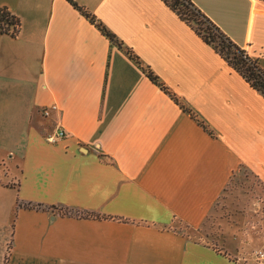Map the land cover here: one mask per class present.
I'll return each mask as SVG.
<instances>
[{"label": "crops", "instance_id": "0c3cea01", "mask_svg": "<svg viewBox=\"0 0 264 264\" xmlns=\"http://www.w3.org/2000/svg\"><path fill=\"white\" fill-rule=\"evenodd\" d=\"M76 1L180 104L68 0H0V264H264V224L196 239L240 168L264 185V96L163 0ZM191 1L264 69V1Z\"/></svg>", "mask_w": 264, "mask_h": 264}, {"label": "trees", "instance_id": "16d2710c", "mask_svg": "<svg viewBox=\"0 0 264 264\" xmlns=\"http://www.w3.org/2000/svg\"><path fill=\"white\" fill-rule=\"evenodd\" d=\"M70 4L86 17L100 32L119 48H125L129 57L142 69L144 74L154 84L169 94L175 102L180 104L178 98L160 81L159 77L148 66H144L139 57L86 7L80 5L76 0H68ZM179 18L188 24L195 33L227 62L228 66L238 72L252 88L264 96V69L257 59L252 58L247 51L234 43L213 21L200 10L191 0H163ZM264 1V0H262ZM21 31V21L7 7H0V34H7L17 38ZM198 123L207 131L209 129L200 120ZM87 217V215H83Z\"/></svg>", "mask_w": 264, "mask_h": 264}, {"label": "rangeland", "instance_id": "374dc122", "mask_svg": "<svg viewBox=\"0 0 264 264\" xmlns=\"http://www.w3.org/2000/svg\"><path fill=\"white\" fill-rule=\"evenodd\" d=\"M263 201L264 185L262 182L245 168H240L214 206L208 217V223L204 224L202 233L207 238L203 239L202 235H198L196 239L211 241L224 250H227V244L233 241L239 246L249 245V243L257 246L259 228L264 224V213L259 212V205ZM185 230L189 232L188 229ZM246 231L250 232L251 239L245 238ZM262 250L264 249H255L250 255H242V258H250L260 263L261 261H257V253Z\"/></svg>", "mask_w": 264, "mask_h": 264}, {"label": "built area", "instance_id": "2783aa9c", "mask_svg": "<svg viewBox=\"0 0 264 264\" xmlns=\"http://www.w3.org/2000/svg\"><path fill=\"white\" fill-rule=\"evenodd\" d=\"M66 133L60 130L54 137L49 138V142H56L58 138L64 137ZM257 261L264 262V250L257 253Z\"/></svg>", "mask_w": 264, "mask_h": 264}]
</instances>
